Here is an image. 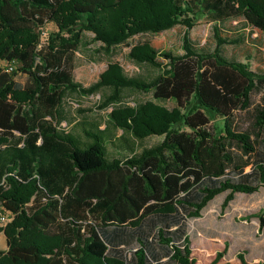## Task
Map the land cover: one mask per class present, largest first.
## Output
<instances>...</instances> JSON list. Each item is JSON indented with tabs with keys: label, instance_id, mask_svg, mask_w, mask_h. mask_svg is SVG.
<instances>
[{
	"label": "trees",
	"instance_id": "obj_1",
	"mask_svg": "<svg viewBox=\"0 0 264 264\" xmlns=\"http://www.w3.org/2000/svg\"><path fill=\"white\" fill-rule=\"evenodd\" d=\"M226 15L264 34V0H0V207L13 215L0 227V264H260L244 253L228 262L226 245L192 250L183 224L222 193L224 209L235 194L264 187V158L253 159L264 136V72L225 56L223 48L240 46L242 37L214 26L211 51L189 37L199 20L221 23ZM46 22L57 32L43 55ZM176 26L185 29L182 54L130 47L127 59L157 72L152 78L110 62L85 87L64 66L85 33L110 54L135 36ZM13 63L26 77L22 87L7 71ZM131 92L151 100L131 106ZM253 93L261 98L251 132L237 131L234 113L252 107ZM97 94L98 109H110L103 129L90 121L59 127L63 99ZM211 117L221 128L209 129ZM149 137L162 140L139 147ZM107 144L128 153L110 155Z\"/></svg>",
	"mask_w": 264,
	"mask_h": 264
},
{
	"label": "rangeland",
	"instance_id": "obj_2",
	"mask_svg": "<svg viewBox=\"0 0 264 264\" xmlns=\"http://www.w3.org/2000/svg\"><path fill=\"white\" fill-rule=\"evenodd\" d=\"M214 26H218L223 34H227L231 38L242 37L245 41L240 46H225L223 48L225 56L249 63L250 68L255 72H264V34H259L243 21L232 16L226 15L221 23H217L216 19L214 20L209 16L199 20L195 27L189 31V37L193 44L206 51L213 50L215 46L213 39ZM184 30L183 27L176 26L158 35H138L129 39L125 44L114 48L110 54H106L101 50V45L93 41V35L85 33L79 49L74 53H68L63 63L65 68L69 70L74 82L85 87L95 83L99 74L105 70L110 62L119 63L128 76L142 75L145 78H152L157 72L147 67H137L127 59L130 47L138 43H149L159 50H169L176 54H182L181 42ZM56 32L57 29L53 23L46 22L44 24L39 46V48L41 47V54H46L50 35ZM3 66L8 67L5 64ZM9 67H11L10 74H12V71L17 73V63H13ZM12 78L20 87L26 82V77L20 73L12 75ZM260 98V93H253L251 98L252 107L246 111L234 113L235 130L240 132L251 130L253 108L260 103ZM147 100H151V94L131 92L127 94L126 102L132 106L134 102ZM162 104L169 109L175 106L172 102ZM98 105V94L89 97L71 95L64 99L61 111L67 120L70 119L69 124L76 120L77 122L90 121L104 125L110 109L100 110ZM212 126L221 128L222 120L211 117L209 129H212ZM62 128L68 129L69 126L62 123ZM74 129L79 130V127L74 126ZM120 133L118 131L117 134L120 135ZM161 140L162 137H149L142 140L139 147L152 146ZM117 144L119 145V143ZM255 147L257 157L255 156L253 159L264 158V136L256 139ZM107 148L109 154L115 157H124L128 153V151L119 150L110 144H107ZM250 170L251 167H247L245 172ZM226 195L227 192L222 193L210 201L200 212L199 218L185 219L183 223L184 230L192 250L201 252L213 248L223 249L226 245L225 258L228 262L237 263V254L244 253V257L249 262L264 264V224L262 227L260 224V218L264 220V187L249 195L235 194L233 200L223 209L222 204ZM4 212L9 216L6 221L0 223L1 228L13 219L10 212L5 210ZM5 242L4 235L0 233V251L6 250Z\"/></svg>",
	"mask_w": 264,
	"mask_h": 264
},
{
	"label": "crops",
	"instance_id": "obj_3",
	"mask_svg": "<svg viewBox=\"0 0 264 264\" xmlns=\"http://www.w3.org/2000/svg\"><path fill=\"white\" fill-rule=\"evenodd\" d=\"M37 103H39V102H37ZM63 103H64V99L62 100V102H61V104H60V109H62V107H63ZM42 109H43V107H44V103H41V106H40ZM43 113V112H42ZM63 119L65 118V116L62 114V116H61ZM45 120H49V118L48 117H46V119ZM62 123H66L68 126H69V128L68 129H65V128H62ZM70 123V119L69 120H67L66 118H65V120L64 121H62L60 124H59V127H61L62 129H64V130H66V131H70V130H73L74 129V126L77 124V121L75 120V121H73L71 124H69ZM107 123H104V125H100V129H103L104 127H105V125H106ZM99 125V124H98ZM58 126H57V128H59ZM108 127H109V130L110 131H113V135L115 136V138L116 137H118L119 136V134H117L118 133V131H115V130H113L112 129V126L111 125H108ZM121 134V133H120ZM112 230H109L108 231V233H110ZM135 238V237H134ZM135 241V240H134ZM6 243V242H5ZM115 244H117L118 246H120L121 244L120 243H115ZM131 245L133 246V247H136V243H134V242H132L131 243ZM116 246V245H115ZM123 246V245H122Z\"/></svg>",
	"mask_w": 264,
	"mask_h": 264
},
{
	"label": "built area",
	"instance_id": "obj_4",
	"mask_svg": "<svg viewBox=\"0 0 264 264\" xmlns=\"http://www.w3.org/2000/svg\"><path fill=\"white\" fill-rule=\"evenodd\" d=\"M11 70V67H9L8 69H7V71H10ZM8 214H6L5 212H4V210L0 207V223H3L4 221H6V219H8Z\"/></svg>",
	"mask_w": 264,
	"mask_h": 264
}]
</instances>
